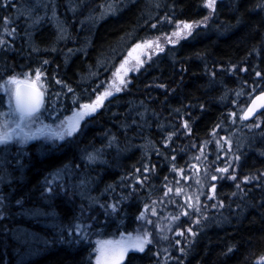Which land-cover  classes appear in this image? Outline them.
Here are the masks:
<instances>
[{"label": "trees", "instance_id": "obj_1", "mask_svg": "<svg viewBox=\"0 0 264 264\" xmlns=\"http://www.w3.org/2000/svg\"><path fill=\"white\" fill-rule=\"evenodd\" d=\"M205 1L172 0V4L179 21L196 24L209 17ZM12 5L17 6L16 0H0V13L2 6L11 9ZM146 10L147 5L138 0L89 30L82 22L79 35L85 37L73 56L67 51L53 56L54 25L41 23L31 41L14 44L21 52L16 53L14 46L0 47V74L9 73L6 67L12 65L16 70L41 68L51 97L41 112L46 122L59 121L99 93L103 96L127 49L159 31ZM20 29L15 25L17 32ZM44 59L45 63L51 59L50 64L40 66ZM231 74L235 77H225ZM239 77L250 86L264 83V0L218 4L211 22L146 64L132 77L127 92L114 91L73 140L43 151L35 144L22 152L0 145V264H91L89 245L69 235L75 236L72 225L77 218L69 195L53 193L42 199L47 177L81 163L93 144L102 162L90 166L88 182H94L96 191L115 197L113 192L123 184L136 185L130 179L124 182L136 168L146 164L153 168L159 161L163 165L166 148L176 146L181 137L192 143L205 139L230 111L228 98L237 91ZM250 86L243 88L246 97L240 98L247 105L254 96H247ZM260 92L256 89L255 95ZM6 107L0 97V122ZM166 118L183 120L188 127L181 130ZM251 147L239 166L242 177L264 175V144L254 142ZM162 165L159 176L167 167ZM262 180L259 186L240 190L230 182L221 184L223 211L212 213L182 264H264L260 261L264 257ZM128 199L115 215L125 219V229L135 222L141 202ZM151 254L131 253L124 264H151Z\"/></svg>", "mask_w": 264, "mask_h": 264}, {"label": "rangeland", "instance_id": "obj_2", "mask_svg": "<svg viewBox=\"0 0 264 264\" xmlns=\"http://www.w3.org/2000/svg\"><path fill=\"white\" fill-rule=\"evenodd\" d=\"M136 1L138 0H16L17 6L12 5L11 9L2 6L0 47L10 49L17 42L23 45V43L32 40L37 26L44 22H50L55 29L53 56L63 54L65 51L71 52L73 56L79 50L80 40L85 37V35H79L82 22L85 23L86 30H89L102 19L118 14L125 6ZM225 1L216 0L215 8ZM143 2L147 5L148 17L155 18L154 23L158 26L159 31L132 44L123 54V59L114 73L125 60H128L125 69L121 70V75L126 83L120 85L117 80L114 84L113 73L107 87V91L109 90L111 95L116 91L117 86L121 90L116 92L126 91L132 77L138 74L146 64L175 48L181 41L188 39L205 23L211 22L214 18L215 8L214 10L208 8L206 0L204 6L209 12L207 21L192 24L191 34H187L188 30H184L177 37L173 33L180 30L178 25L182 28L186 22L178 20L172 0H143ZM15 25L17 28H21L19 32L15 30ZM169 38H171V42H169ZM148 41L152 42L151 47L146 46L145 42ZM136 45L142 47L133 52ZM14 50L18 53L22 49L14 46ZM129 53L132 55L129 56ZM45 60L47 59L41 61L40 66L50 64L51 59H48L46 63ZM13 67V65L6 67L10 70L9 73L0 74V77H3V80H0V97L7 105L5 118L0 122V137L6 133L10 134L12 141L8 145L17 148V152H22L32 144L43 151L46 148H53L55 145L73 140L87 120L102 109L110 96L105 97L94 112L85 109V104H82L74 110L75 114L72 111L66 117L60 118L59 121L48 123L41 112L50 102L48 92L50 90L46 83L45 72H42L41 68L16 70L12 69ZM36 70L41 73L38 86L42 85L40 90L44 93L43 105L36 118L25 120L17 127L18 116L11 111L9 103L11 96L9 92L5 91L6 88L11 87L7 82L13 77L23 80L25 75L34 79ZM225 77L234 78L235 75L231 74V76ZM241 77L236 79L239 84L237 91L228 98L231 103L230 111L225 118L222 117L214 125L213 130L205 139L192 143L185 140L186 137H181V140L176 141V146L166 148L167 156L163 165L159 161L157 164H152L153 168H148L150 166L147 164L140 169L136 168L137 172L133 171L134 174L124 178V182L130 179V182L136 185L127 188V185L123 184L113 192L115 197L110 193L100 191L101 189L96 191L94 182L92 180L88 182V178L92 176L90 166L102 162L98 151H96L98 149L93 144L82 157L81 163H75V166L69 165V167L47 177L44 181L42 199L53 193L69 195L67 198L77 208V218L72 225L75 236H71L70 233L69 235L75 237L77 243L89 245L91 264H97L100 259V253L97 251L100 247L99 242L117 241L121 237L135 238L136 236H146L150 241L144 245L143 251L136 253L143 255L150 251L154 256L151 264H182L188 250L196 241L198 232L213 218L212 213L223 211L225 198L220 196L221 184L225 181L230 182L236 186L237 190H240L247 185L259 186L260 183H263L264 175L262 174L247 177L239 175L240 163L243 157L250 150L252 151L251 145L254 142L264 144V114L251 122L242 120L247 101H241L240 98L246 97L243 88L249 87L250 83L243 82V84ZM244 80L242 79V81ZM258 88L262 91L264 83H261V86L260 83L251 85L247 96L251 98ZM99 95L102 94L94 96L87 104H93ZM166 119L178 124L179 129H185L183 120L178 122L172 118ZM70 127L74 130L71 135H68ZM158 129L164 128L158 126ZM182 154L184 157L177 160ZM161 165L167 167L159 176L158 171ZM223 168H227L228 171H219ZM178 189L180 190L179 194L177 193ZM104 195L107 197L105 201L102 200ZM108 195H111V198ZM128 196L135 200H141V202L135 222L132 223L131 228L125 229V219H116L115 215L119 206L120 209L126 206L125 204L129 201ZM232 197L233 195L228 202L233 200ZM116 220L117 222L113 223ZM260 261L264 262V257ZM125 262L126 259L123 264Z\"/></svg>", "mask_w": 264, "mask_h": 264}, {"label": "snow or ice", "instance_id": "obj_3", "mask_svg": "<svg viewBox=\"0 0 264 264\" xmlns=\"http://www.w3.org/2000/svg\"><path fill=\"white\" fill-rule=\"evenodd\" d=\"M215 3L216 0H207L206 6L214 10ZM178 28L180 30L176 33H173V35L177 37H179L180 33L184 32V30H188L187 34H191V29L193 28V25L185 23L183 24L182 28H180V26L178 25ZM169 42H171V38H169ZM145 43L147 47L152 46L151 41ZM141 47H142L141 45H136V48H134L132 51L135 52L137 49ZM131 55L132 53H129V56ZM128 62H129L128 60H125L120 65V68L117 69V71L114 73V80H113L114 84H116L117 80L119 81L120 85H124L126 83L123 76L121 75V70L125 69V65ZM40 80H41V73L39 70H36L34 79L29 75H25V78L23 80H19L13 77L11 80L7 82L8 85H10L11 87L6 88L5 91L9 92L11 96V99L9 101L11 105V111L13 112V114L18 116L17 127H19L20 123H22L23 121L30 120L38 116L40 108L43 105V96H44L43 91L40 90L42 85L38 86ZM120 90L121 88L117 86L116 91H120ZM108 95H111L110 91H106L103 94V96L98 97L93 104L84 105V108L89 109L90 112H94L96 108L102 104L103 99ZM257 99L261 102L260 106L264 107V96H260ZM254 110H255V103L253 107L248 109V113H252L254 112ZM244 118H247V115ZM184 127L187 128L188 124L185 123ZM73 130L74 128L70 127L67 134L71 135ZM11 141H12V136L10 134L6 133L2 137H0V145H6ZM219 171L227 172L228 169L223 168V169H219ZM213 179H215V177H213ZM232 179H235V177H232ZM197 183H199V181H197ZM169 191H171V189H169ZM214 191L215 189L213 188V192ZM179 192L180 190L178 189L177 193L179 194ZM149 242L150 241L146 238V236H136L135 238L121 237V239L117 241H113V240L101 241L99 242L100 247L97 249V251L100 253V259H98L97 264H121V261L123 260L124 256L129 250L143 251L144 245Z\"/></svg>", "mask_w": 264, "mask_h": 264}, {"label": "water", "instance_id": "obj_4", "mask_svg": "<svg viewBox=\"0 0 264 264\" xmlns=\"http://www.w3.org/2000/svg\"><path fill=\"white\" fill-rule=\"evenodd\" d=\"M260 96H264V91L260 92L258 94H256L251 101L249 102V104L247 105L246 109L244 110L243 114H242V120L244 122H251L253 121L256 117H258L260 114H262L264 112V107L260 106V101L257 99ZM255 103V110L252 113H248V109L253 107ZM41 109V108H40ZM247 115V118H244ZM138 250H129L126 255L124 256L123 260L121 261V264L123 263V261L126 259V257L131 254V253H135Z\"/></svg>", "mask_w": 264, "mask_h": 264}, {"label": "bare ground", "instance_id": "obj_5", "mask_svg": "<svg viewBox=\"0 0 264 264\" xmlns=\"http://www.w3.org/2000/svg\"><path fill=\"white\" fill-rule=\"evenodd\" d=\"M256 118H257V117H256ZM256 118H255V119H256Z\"/></svg>", "mask_w": 264, "mask_h": 264}]
</instances>
